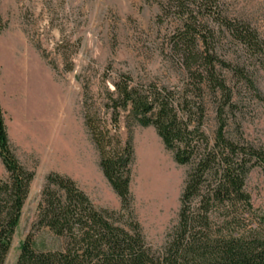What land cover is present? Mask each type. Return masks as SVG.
<instances>
[{
  "label": "trees",
  "instance_id": "obj_1",
  "mask_svg": "<svg viewBox=\"0 0 264 264\" xmlns=\"http://www.w3.org/2000/svg\"><path fill=\"white\" fill-rule=\"evenodd\" d=\"M161 11V22H173L166 41L181 86L136 84L119 75L104 99L109 118L97 112L85 118L120 211L97 209L73 180L48 175L16 264H264V216L245 190L250 173L264 171V148L245 139L228 77L253 88L247 69L253 63L264 69V32L232 18L224 0H167ZM233 55L242 62L234 63ZM122 118L129 128L125 142ZM132 126L153 127L175 162L190 167L178 223L158 251L132 212ZM0 161L7 173L0 179V264H6L35 174L18 160L1 106Z\"/></svg>",
  "mask_w": 264,
  "mask_h": 264
},
{
  "label": "rangeland",
  "instance_id": "obj_2",
  "mask_svg": "<svg viewBox=\"0 0 264 264\" xmlns=\"http://www.w3.org/2000/svg\"><path fill=\"white\" fill-rule=\"evenodd\" d=\"M224 1L232 18L246 19L264 32V0ZM166 2L0 0L4 26L0 31V106L18 160L35 174L6 264H16L20 247L37 219L41 193L50 174L73 180L95 208L120 211V199L100 169L85 118L96 112L109 118L104 99L119 75L131 76L136 84L181 86V72L167 49L173 22L160 21L161 6ZM13 55L24 59L30 77L22 90L20 108L5 88V73H15L10 60ZM238 56H231L234 63L242 62ZM247 70L253 88L228 76L239 109L237 119L245 139L264 148V69L253 63ZM207 127L214 129L212 111ZM119 135L124 142L129 138L124 118L119 123ZM132 136V212L146 243L158 251L178 223L190 167L175 162L174 152L165 148L153 127H133ZM157 176L162 187L154 182ZM0 179H7L1 161ZM245 190L254 210L264 216L262 169L250 173Z\"/></svg>",
  "mask_w": 264,
  "mask_h": 264
},
{
  "label": "bare ground",
  "instance_id": "obj_3",
  "mask_svg": "<svg viewBox=\"0 0 264 264\" xmlns=\"http://www.w3.org/2000/svg\"><path fill=\"white\" fill-rule=\"evenodd\" d=\"M13 52H14V50H13ZM17 57L15 55H13V58H10V60L13 63V66H14V68H12V69H14L15 73L12 76L8 74L9 72L7 73L8 75L5 73V76H6L5 77V88H8V89H6L8 96L10 98H13L16 101L15 102L17 104L16 107L20 108L22 98H23L22 90H24L26 85H28L30 83V77H29L28 65L25 64L24 59H20L21 57L20 58H17ZM10 60H8V61H10ZM29 60H31V59H29ZM155 180L156 181H154V182H156V186L162 187L158 176ZM147 183H149V182H147Z\"/></svg>",
  "mask_w": 264,
  "mask_h": 264
}]
</instances>
